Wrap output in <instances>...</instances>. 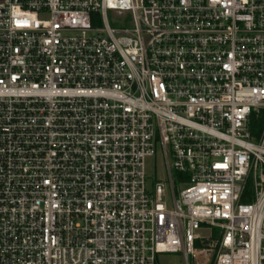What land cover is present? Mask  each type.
<instances>
[{
  "label": "built area",
  "instance_id": "obj_1",
  "mask_svg": "<svg viewBox=\"0 0 264 264\" xmlns=\"http://www.w3.org/2000/svg\"><path fill=\"white\" fill-rule=\"evenodd\" d=\"M165 254L264 264V0H0V264Z\"/></svg>",
  "mask_w": 264,
  "mask_h": 264
},
{
  "label": "rangeland",
  "instance_id": "obj_2",
  "mask_svg": "<svg viewBox=\"0 0 264 264\" xmlns=\"http://www.w3.org/2000/svg\"><path fill=\"white\" fill-rule=\"evenodd\" d=\"M107 18L111 27H119L122 24V18L116 17L113 13L108 12ZM165 173L162 159L160 156L155 160L146 161V174L148 179L146 180L145 186L147 190H152L155 181L162 179ZM160 264H183L179 255L165 254L158 257Z\"/></svg>",
  "mask_w": 264,
  "mask_h": 264
}]
</instances>
